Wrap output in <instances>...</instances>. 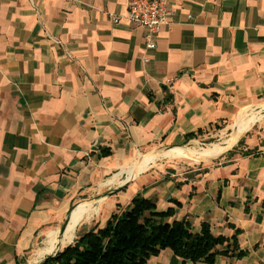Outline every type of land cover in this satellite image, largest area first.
I'll return each mask as SVG.
<instances>
[{
    "label": "crops",
    "instance_id": "obj_1",
    "mask_svg": "<svg viewBox=\"0 0 264 264\" xmlns=\"http://www.w3.org/2000/svg\"><path fill=\"white\" fill-rule=\"evenodd\" d=\"M130 1L0 0V264L40 263L137 195L195 233L239 230L247 255L214 264H264L263 140L157 168L264 107V0H172L154 50ZM148 264L193 263L166 249Z\"/></svg>",
    "mask_w": 264,
    "mask_h": 264
},
{
    "label": "trees",
    "instance_id": "obj_2",
    "mask_svg": "<svg viewBox=\"0 0 264 264\" xmlns=\"http://www.w3.org/2000/svg\"><path fill=\"white\" fill-rule=\"evenodd\" d=\"M193 138L194 135L187 136L188 140ZM174 216L173 208L158 211L155 203L137 195L127 210L114 213L104 227L95 226L73 244L49 256L44 264H148L151 257L166 249L184 263L193 264H214L220 255H247V251L240 249L239 230L232 238L215 236L205 222L201 231L195 233L187 219L170 222ZM224 247L226 250H222Z\"/></svg>",
    "mask_w": 264,
    "mask_h": 264
},
{
    "label": "rangeland",
    "instance_id": "obj_3",
    "mask_svg": "<svg viewBox=\"0 0 264 264\" xmlns=\"http://www.w3.org/2000/svg\"><path fill=\"white\" fill-rule=\"evenodd\" d=\"M247 111L250 113L247 116H250V117H257L256 115H259V114L264 115V107L263 106L254 107V108H251ZM233 129L234 128H231V129H228L225 131L219 130V132H217V134H215L213 136L205 137V138H199V139H197L198 141H195V142L189 143V141L192 139L187 140L186 143L183 144V145H185V148H192L196 144L198 147H201L204 150L198 149L196 152H193L192 154L187 155V156L179 154L180 151H173V150L169 153H164V154L160 155V156H162V157H160V160H164V161L161 162L157 168H162L163 166L166 168H168L170 166H175V167H179V168H183V169H187V168L192 169L193 167H202L203 165H207V164L212 163V162H200L197 159V157L202 156V157L206 158L207 157L206 155L211 154V153L207 152L205 147H209L210 145H214V144H218V145L224 144L230 138V136L233 134L232 133ZM236 131H237V129H236ZM252 135L257 136L258 139H261L264 142V118H263V120L261 119V120L255 121L249 128L245 129L242 133H240L239 138H238L233 150L237 149V147L239 146V143L243 139H246V138H248V136H252ZM227 146H229V145H226L225 147L227 148ZM226 148L224 150H222V152H224L226 150ZM181 149H183V148H181ZM222 152H219V153H222ZM219 153H216V154H219ZM229 153H231V151H229ZM212 155H215V154H212ZM156 157H159V156H154L151 161L155 160ZM194 157H196V158H194ZM202 157H200V158H202ZM223 158H225V156L222 157L221 159L213 161V162H219ZM130 205H131V203H130ZM130 205H128V207H126L125 210H127L130 207ZM120 206L121 205H118V207H117L118 210L117 211L115 210L116 211L115 213L122 212ZM113 214L114 213H112V215ZM110 217H109V219H110ZM107 221H106V223H107ZM106 223L103 225V227L106 225Z\"/></svg>",
    "mask_w": 264,
    "mask_h": 264
},
{
    "label": "built area",
    "instance_id": "obj_4",
    "mask_svg": "<svg viewBox=\"0 0 264 264\" xmlns=\"http://www.w3.org/2000/svg\"><path fill=\"white\" fill-rule=\"evenodd\" d=\"M171 16L172 0H131L127 13V19L131 23L146 29L148 50L156 48L157 37L162 28L169 24Z\"/></svg>",
    "mask_w": 264,
    "mask_h": 264
},
{
    "label": "bare ground",
    "instance_id": "obj_5",
    "mask_svg": "<svg viewBox=\"0 0 264 264\" xmlns=\"http://www.w3.org/2000/svg\"><path fill=\"white\" fill-rule=\"evenodd\" d=\"M255 121H257V118L256 117H250V116L244 117L243 120L241 119L239 122L240 124L238 123V125H237L238 127H236L237 131L235 132V134H232L230 136V138L224 144H219V145L214 144V145H210L209 147H205L206 151L211 153V154L206 155L207 156L206 159L212 158V157H215V156H218L219 154H221L219 152H222V150H224L226 148L225 147L226 145H229L231 147L233 145H235L238 138H239L240 133H242L245 129L249 128ZM198 149L204 150L195 144L192 148H183V149H176V150L173 149V151H180L179 154L187 156V155L192 154L193 152H196ZM171 151H167L165 153H169ZM216 153H219V154H216ZM212 154H215V155H212ZM154 156H152V158ZM200 157H202V156H200ZM202 158H204V157H202ZM151 159L148 162H146V164L144 165V167H142V169L146 168L147 163H149L151 161Z\"/></svg>",
    "mask_w": 264,
    "mask_h": 264
},
{
    "label": "water",
    "instance_id": "obj_6",
    "mask_svg": "<svg viewBox=\"0 0 264 264\" xmlns=\"http://www.w3.org/2000/svg\"><path fill=\"white\" fill-rule=\"evenodd\" d=\"M243 112H244V111H243ZM243 112H242V113H243ZM242 113H241V114H242ZM239 116H240V115H239ZM235 128H236V127H235ZM235 128H234L233 131H232L233 134H235V132H236ZM234 146H235V145H233L232 147H231V146H227L226 150H225L224 152H222L221 154H219L218 156H215V157H212V158H208V159L197 157V159H198L200 162H213V161L219 160V159H221L222 157L226 156V155L229 153V151H232L233 148H234ZM176 147L185 148V146H173V147H171L170 149H173V148H176ZM170 149H165V152L168 151V150H170ZM161 151H162V150H161ZM158 153H160V151L153 152V154H158ZM149 155H152V154H149ZM146 157H147V155L143 156L142 159H141V161H143ZM194 158H196V157H194ZM141 161H140V162H141ZM71 212H72V211H71ZM71 212H70V214H69V217H70V215H71ZM69 219H70V218H69ZM67 223H68V222H67ZM67 223H66V224H67ZM64 229H65V228H63L62 231H64ZM59 252H60V251H59ZM57 253H58V252H56L54 255H56ZM54 255H50V256H54ZM48 257H49V256H48ZM48 257H46L44 260H42V261H41L40 263H38V264H44V263L46 262V260H47Z\"/></svg>",
    "mask_w": 264,
    "mask_h": 264
}]
</instances>
